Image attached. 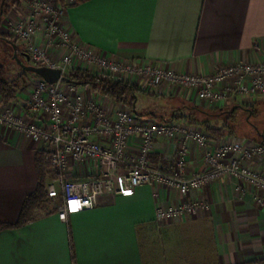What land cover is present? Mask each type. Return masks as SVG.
Masks as SVG:
<instances>
[{
    "label": "crops",
    "instance_id": "crops-1",
    "mask_svg": "<svg viewBox=\"0 0 264 264\" xmlns=\"http://www.w3.org/2000/svg\"><path fill=\"white\" fill-rule=\"evenodd\" d=\"M27 1L11 10L9 18L27 17ZM6 19L1 33L9 31L4 29ZM62 24L83 44L107 57L137 58L175 71L208 74L221 66L264 59V0H88L69 6ZM50 51L59 56L58 48ZM31 82L18 93V102L29 104L24 98L32 95ZM138 86L147 92L135 102L134 113L142 119H160L154 115L168 113L189 114L191 109L181 106L187 103L215 112L214 104L198 100L191 90L173 86L171 92L165 93ZM77 87L103 104L108 113L120 105L93 93L89 87ZM155 98L166 104L147 112L138 108ZM263 101L261 96L250 102L233 99L219 105L213 122L222 126L230 115L242 111L253 121L237 122L238 126L257 123L255 127L264 130V114L259 111L258 118L251 115L253 105L260 109ZM0 103L6 106L1 98ZM234 136L264 143L258 136ZM227 137L231 136L212 139ZM95 139L108 142L99 135ZM141 143L139 137L129 141L128 153L133 160L140 153ZM183 145L187 176L206 171L202 149L181 138H158L150 159L156 165L170 167ZM37 152L44 153L47 160L50 157L47 145L0 124V223L17 222L26 197L36 190ZM244 163L264 172V158ZM128 166L123 163L119 167L117 187ZM102 172L94 161L70 158L63 175L77 180ZM261 196L264 191L243 179L224 176L191 189L185 198L205 207L180 219L157 218L159 207L177 205L184 199L177 189L159 183L108 194L106 203L73 213L66 221L59 217L58 210L39 211L23 226L0 230V264H264V204L258 201Z\"/></svg>",
    "mask_w": 264,
    "mask_h": 264
},
{
    "label": "built area",
    "instance_id": "built-area-1",
    "mask_svg": "<svg viewBox=\"0 0 264 264\" xmlns=\"http://www.w3.org/2000/svg\"><path fill=\"white\" fill-rule=\"evenodd\" d=\"M66 11L61 4L37 0L29 5L27 17L11 21L13 34L26 44L35 66L59 68L63 74L69 68H83L165 93L171 92L173 86H179L193 91L198 100L219 105L233 99L250 102L264 96V59L258 63L221 66L208 74L175 71L137 58L119 60L103 55L76 38L62 24ZM41 35L43 42H38ZM47 45L65 50L60 61L49 57ZM34 83L30 110L17 112L11 105L0 106V124L49 147L50 163L59 175L48 184L47 192L51 199L60 202L58 214L64 221L87 206L93 208L106 203L108 194L130 192L135 187L154 183L177 189L184 196L177 205L157 209L156 216L161 221L196 214L205 204L185 198L187 193L227 175L243 179L251 187L264 191V172L244 163L245 160L263 159L264 143L238 136L212 139L200 125L142 119L123 104L108 113L103 104L87 96L75 84L66 85L62 80L51 84L42 77ZM96 135L108 142L98 141ZM133 137L142 140L135 160L128 153V144ZM161 137L196 143L203 151L208 169L187 176L184 145L172 166L154 164L150 154L155 141ZM70 158L80 162L94 161L103 172L92 178L68 179L63 173ZM123 163L129 167L120 176L121 183L117 187L118 169ZM258 201L264 204V196ZM73 202H76L75 210Z\"/></svg>",
    "mask_w": 264,
    "mask_h": 264
},
{
    "label": "trees",
    "instance_id": "trees-1",
    "mask_svg": "<svg viewBox=\"0 0 264 264\" xmlns=\"http://www.w3.org/2000/svg\"><path fill=\"white\" fill-rule=\"evenodd\" d=\"M22 1L23 0H0V27L4 18L10 13L11 10L21 7ZM60 1L66 3L67 0ZM86 1L88 0H74L70 6L78 5ZM0 38L9 40L15 45L16 50L18 49L17 41H19V38L16 35L13 34L10 36L8 33L0 32ZM28 71L25 70L23 74H20V76L14 79H9L6 78L5 66L0 62V98L2 99L4 105L8 106L13 102H18V93L27 86L28 82H30L34 77H41L35 72ZM28 73L30 75H28ZM64 76L65 79L62 80V82L75 84L79 87H89L93 93L107 97L119 104L129 106L133 112H135V102L138 96L140 94L147 93L144 89L138 86L137 83L131 80L119 78L107 73L95 74L90 70L83 68H69L64 72ZM181 106H188L191 109V112L189 114L172 113L166 118L158 115L154 116L165 122L183 121L187 124L200 125L210 137L216 138L242 135V131L240 132L239 130H243L245 132H249L247 135L243 134V136L255 139H257L258 136L260 140L264 139L261 137V135L264 134V130L262 128L258 130V128L255 127L256 125L258 126L257 123L255 126L253 125L251 127L248 124L238 126L235 122H232L236 116L230 115L229 118H227L226 124L219 126L213 122V120L218 117V113H208L207 111L202 110L200 107L188 103ZM253 106L254 107L251 109V115L255 118H258V106ZM23 108L27 111L30 110L29 104L26 103L23 104ZM234 112L233 114H235ZM252 116H250L251 119ZM242 121L248 122L250 124V122L253 120H249V116H245L244 120L242 119ZM36 165L38 173V186L36 190L26 197L18 221L15 223H0V230L4 228H17L23 226L36 217L38 210H58V206L56 208H47L49 207L47 205L48 200L51 199L47 192V176L52 171L50 168L52 165L50 163L49 157L47 160L44 153L37 152ZM57 174L58 172L56 171V176H58Z\"/></svg>",
    "mask_w": 264,
    "mask_h": 264
},
{
    "label": "rangeland",
    "instance_id": "rangeland-1",
    "mask_svg": "<svg viewBox=\"0 0 264 264\" xmlns=\"http://www.w3.org/2000/svg\"><path fill=\"white\" fill-rule=\"evenodd\" d=\"M35 1H37V0H28L27 4L30 5L31 3H34ZM50 1L54 2L55 4H61V5L65 6L68 9V7L71 5V3L74 0H67L66 3H63L60 0H50ZM6 17H7V19H6V22L4 23V29L9 30L7 33L10 34V36H12L13 35V29H12L13 26L11 24V21L15 18V15L11 16L12 19L9 18V15H7ZM17 19H21L22 20L23 16L22 17H18L17 16ZM40 31L38 32L39 34H40ZM42 37H43V35L38 36V39H37L38 42H41ZM18 40L19 41H17V45H18V49H17L18 50V54H17V50L15 48V45L12 42H10L9 40L0 38V62L5 66L6 78H9V79H14V78L20 76V74H23L25 70L28 71V69H27L28 66L35 65L34 61L31 58H30V60H28L27 57L24 55V53L29 54V51L27 49L26 44L23 43L20 39H18ZM57 48L58 47H55L54 45L53 46L47 45L46 48H45L46 49V53L49 55V57L52 58L56 62L60 61V59L62 58V56L65 53V50H63V48H58L59 56H57L55 53H52L53 51H50V49L57 50ZM28 72H30V71H28ZM99 74H103V73H99ZM28 75H30V74L28 73ZM30 82H28V84ZM34 86H35V83L33 82L32 85H31V90L32 91H33ZM28 97H29L28 99L24 98V100L30 102V100H31L30 98L32 97V95H30V93H29ZM261 97H264V96H261ZM231 101L232 100H230L228 103H230ZM147 103H148L147 106L141 108L138 105V108L141 109L144 112H147V111H150V110H156L157 109L156 106L164 104V103L166 104V101H164V100H162L160 98H155V99L148 100ZM167 104H168V102H167ZM173 104H175V103H173ZM1 105H2V103H0V106ZM168 105H170V103ZM175 105H177V103ZM11 106L17 112H22V109H21V108H23V103L22 102H13ZM1 107H3V105ZM126 107L130 108L129 106H126ZM214 107H216L214 111L219 113V111H218L219 104L214 103ZM119 108H121V105H118L115 109L117 110ZM259 111L263 115L264 114V107H261L259 109ZM169 115L170 114L168 113L167 115H164V116L167 117ZM245 116H246L245 112L243 113L242 111H240V112L237 113L236 118H234L232 120V122H235V123L238 122L240 124L242 119L244 120ZM263 117H264V115H263ZM250 130H252V129H250ZM239 131L240 132L242 131V135L243 134L247 135L249 133V132H245L243 130H239ZM215 141H217V140H215ZM51 169H52V171L47 176V186L53 179H55V177H57L56 173H55L56 171L53 169L52 166H51ZM127 170H128V168L126 169V171L124 173H121V175H124L127 172ZM227 176H232V175H227ZM59 204H60L59 201H54L53 199H49L48 203H47V205L49 207H47V208H54V207L56 208ZM39 211L46 212L45 210H38L37 213H39Z\"/></svg>",
    "mask_w": 264,
    "mask_h": 264
},
{
    "label": "water",
    "instance_id": "water-1",
    "mask_svg": "<svg viewBox=\"0 0 264 264\" xmlns=\"http://www.w3.org/2000/svg\"><path fill=\"white\" fill-rule=\"evenodd\" d=\"M24 55L27 57L28 60H30V55L27 53H24ZM29 71L35 72L36 74L40 75L42 78H44L49 83H56L59 80H64L65 76L61 69L59 68H50L46 66H35L30 65L27 67ZM86 208H89L87 206Z\"/></svg>",
    "mask_w": 264,
    "mask_h": 264
},
{
    "label": "snow or ice",
    "instance_id": "snow-or-ice-1",
    "mask_svg": "<svg viewBox=\"0 0 264 264\" xmlns=\"http://www.w3.org/2000/svg\"><path fill=\"white\" fill-rule=\"evenodd\" d=\"M76 202H73V210H75Z\"/></svg>",
    "mask_w": 264,
    "mask_h": 264
}]
</instances>
